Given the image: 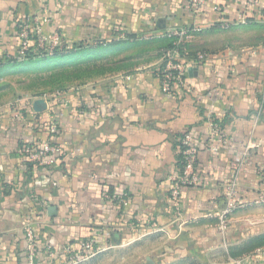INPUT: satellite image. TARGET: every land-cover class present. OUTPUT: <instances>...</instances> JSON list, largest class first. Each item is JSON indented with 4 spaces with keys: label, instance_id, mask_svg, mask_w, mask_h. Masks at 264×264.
<instances>
[{
    "label": "crops",
    "instance_id": "0c3cea01",
    "mask_svg": "<svg viewBox=\"0 0 264 264\" xmlns=\"http://www.w3.org/2000/svg\"><path fill=\"white\" fill-rule=\"evenodd\" d=\"M244 3L205 0L194 9L186 0H0V56L17 55L19 24L30 19L62 43L65 52L52 57L75 55L82 67L95 54L98 62L102 54L121 61L69 90L0 109V264H29L27 224L34 264H66V250L77 253L86 238L99 252L135 249L136 264H264L253 251H234L246 240L261 239L264 247V201L257 202L264 184V0L235 23ZM218 8L228 27L219 26ZM179 26L189 28L188 49L208 57L187 64V88L172 96L155 70L169 44L163 31ZM140 44L144 49L132 50ZM36 98L46 101L44 111L33 109ZM208 118L227 138L214 150ZM184 132L199 148V183L181 189L176 219L168 177L179 167ZM47 139L65 152L52 165L18 152ZM247 145L238 174L243 206L221 231L223 184Z\"/></svg>",
    "mask_w": 264,
    "mask_h": 264
},
{
    "label": "built area",
    "instance_id": "2783aa9c",
    "mask_svg": "<svg viewBox=\"0 0 264 264\" xmlns=\"http://www.w3.org/2000/svg\"><path fill=\"white\" fill-rule=\"evenodd\" d=\"M187 4L191 8L201 7L205 0H186ZM254 0H245L243 9L239 13L236 22H245L246 15L249 8L252 7ZM217 13L220 15V21L218 22L220 27H228L231 25L222 17L223 9L218 8ZM188 27H173L163 31V35L171 39L170 46L161 50V62L156 68L155 72L158 76L161 84V88L164 93L177 96V90L187 88L186 84V69L189 62H193L200 65L208 57V53L205 51H191L186 45V37L188 34ZM18 36L20 39V46L17 55L14 57L17 60H21L25 57L26 52L30 47L33 48L34 53L46 51L47 54H52L56 49L62 50L63 46L57 36H45L38 25L32 23V20L26 19L19 24ZM46 43H49L48 46ZM38 99V98H36ZM17 106V104L15 105ZM207 122L210 128V135L208 142L210 148L215 149L216 144L227 143V138L223 130L213 121L208 118ZM56 126L51 124L50 132H55ZM177 151L179 154V167L175 170L174 174L169 175L168 179L171 182V188L169 191V198L171 208L174 212L176 219L181 218V189L183 187H195L199 183V175L196 170V163L199 148L195 141L192 139L189 132H184L177 139ZM250 146L247 145L243 158L240 163L234 168L231 178L223 184L224 198L226 200V206L223 211L218 215V228L224 231L227 226V216L236 209L243 206V202L239 198L238 193V174L247 156ZM29 161L37 163L38 165H52L58 162L65 155L61 146L51 142L50 140L43 141L40 146L34 147L33 144L23 145L19 151ZM264 201V184L262 187V193L259 195L257 202ZM120 202L127 205V198L123 197ZM25 236L28 242L27 258L29 264L33 263V257L36 251L35 235L32 227L27 224L24 228ZM99 252V248L95 245L91 238L83 239L80 242V250L77 253H71L66 250L68 260L66 264H77L83 260L93 257ZM50 254H52L50 252ZM260 255L264 258V247L256 249L251 256Z\"/></svg>",
    "mask_w": 264,
    "mask_h": 264
},
{
    "label": "rangeland",
    "instance_id": "374dc122",
    "mask_svg": "<svg viewBox=\"0 0 264 264\" xmlns=\"http://www.w3.org/2000/svg\"><path fill=\"white\" fill-rule=\"evenodd\" d=\"M64 49V47H62ZM134 51L144 49L143 45L133 47ZM97 51V50H96ZM96 55V54H95ZM95 62L90 65L70 66L67 57H46L47 60H29L16 62L0 67V109L12 106L18 100L32 99L71 87L83 84L103 74L106 65L119 64V60H107L108 55L95 56ZM71 57V56H70ZM81 57V56H80ZM122 60V59H121ZM131 63V61H130ZM122 65V64H121ZM131 65V64H130ZM261 240V239H259ZM259 240H246L240 247L234 249L235 253L254 252L260 248ZM264 241V239L262 238ZM130 248H115L113 246L98 252L93 257L77 264H136L137 257Z\"/></svg>",
    "mask_w": 264,
    "mask_h": 264
},
{
    "label": "trees",
    "instance_id": "16d2710c",
    "mask_svg": "<svg viewBox=\"0 0 264 264\" xmlns=\"http://www.w3.org/2000/svg\"><path fill=\"white\" fill-rule=\"evenodd\" d=\"M168 40H169V44L167 46L163 47V48H166V47L170 46L171 39H168ZM34 47L35 46L30 47V49L26 52L25 57L23 59H21V60H17L14 56H11V55H5V54L1 55L0 56V67L4 66V65H7V64H13V63H16V62H23V61H29V60H38V59H41V58H42V60H47L46 57H48V56H51L53 54H58V53H62L63 54V52H65V49H62V50H57L56 49L52 54H47L46 51H42V52H38V53L35 52L34 53V51H33ZM76 58L77 57L75 55L71 56L69 58V60L71 62L70 66H77L78 64L81 63V61L76 62Z\"/></svg>",
    "mask_w": 264,
    "mask_h": 264
},
{
    "label": "water",
    "instance_id": "95a60500",
    "mask_svg": "<svg viewBox=\"0 0 264 264\" xmlns=\"http://www.w3.org/2000/svg\"><path fill=\"white\" fill-rule=\"evenodd\" d=\"M158 26L161 27V25L158 23ZM32 107L36 112H42L46 109L47 104L46 101L42 98L35 99L32 103Z\"/></svg>",
    "mask_w": 264,
    "mask_h": 264
}]
</instances>
